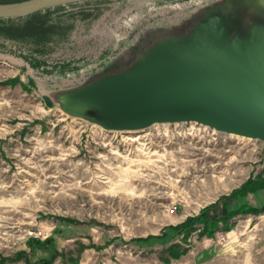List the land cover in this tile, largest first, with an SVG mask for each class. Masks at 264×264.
I'll use <instances>...</instances> for the list:
<instances>
[{
    "label": "rangeland",
    "instance_id": "obj_1",
    "mask_svg": "<svg viewBox=\"0 0 264 264\" xmlns=\"http://www.w3.org/2000/svg\"><path fill=\"white\" fill-rule=\"evenodd\" d=\"M211 1L92 0L0 20V262L25 264L11 261L24 251L33 262L56 252L52 264H169L162 250L187 244L167 226L264 173L259 140L194 123L109 131L55 107L59 91L93 82L141 34ZM232 221L229 237L214 236L234 248L224 264H264V217ZM40 231L48 243L35 242ZM160 236L165 245L146 249Z\"/></svg>",
    "mask_w": 264,
    "mask_h": 264
},
{
    "label": "water",
    "instance_id": "obj_2",
    "mask_svg": "<svg viewBox=\"0 0 264 264\" xmlns=\"http://www.w3.org/2000/svg\"><path fill=\"white\" fill-rule=\"evenodd\" d=\"M85 1L0 3V20ZM190 12L141 34L93 82L59 91L55 107L109 131L194 123L264 143V0H212Z\"/></svg>",
    "mask_w": 264,
    "mask_h": 264
},
{
    "label": "trees",
    "instance_id": "obj_3",
    "mask_svg": "<svg viewBox=\"0 0 264 264\" xmlns=\"http://www.w3.org/2000/svg\"><path fill=\"white\" fill-rule=\"evenodd\" d=\"M42 18H38L36 22L41 20ZM46 17L42 19V25L45 24ZM37 24V23H35ZM40 31V30H39ZM39 31L34 32V36L40 37L42 34ZM43 32V29L41 30ZM32 61L31 65L34 67H39V61H36L35 58L30 59ZM14 80H9V82H13ZM264 191V173H257L255 175L250 174V176L244 180L238 187L233 188L229 194L221 195L216 201L213 203L207 204L200 208L197 214H193L185 217V219L178 224L169 225L167 229L172 233L173 236H181L182 243L187 244L184 247L181 243L171 242L162 250L161 259L164 262H170V259H178L183 254H185L189 248H191V243L187 242L188 238L192 235V233H196L197 239L202 238H212L215 236L217 231L227 232L233 228L234 222L232 221L234 217L237 215H245V214H254L258 215L260 213H264V197H262L261 206L256 207V205H252L248 203V201H240V199H247L249 194H258ZM223 202V206L225 208V212L219 216H213L210 214V210L217 206L218 202ZM234 204V205H233ZM229 205H233L229 208ZM163 235V234H162ZM165 236V235H163ZM161 237V236H160ZM36 238V237H35ZM147 238H150L148 236ZM152 238V237H151ZM139 240V239H136ZM134 240V241H136ZM50 241V237H46L45 239H37L35 242L37 244L48 243ZM166 252V255H163ZM58 256V253H54L48 259H39L35 262L30 261L27 258V254L24 251H20L16 254V258L11 261L23 260L25 264H52L53 261ZM6 259H1L0 264H4ZM67 264H78V262H68Z\"/></svg>",
    "mask_w": 264,
    "mask_h": 264
},
{
    "label": "crops",
    "instance_id": "obj_4",
    "mask_svg": "<svg viewBox=\"0 0 264 264\" xmlns=\"http://www.w3.org/2000/svg\"><path fill=\"white\" fill-rule=\"evenodd\" d=\"M262 197H264V191H262L261 193H258V194H254V195L249 194L247 199L246 198L240 199V201H246L247 200L248 203H250L252 205L255 204L256 201H258L259 206H261ZM233 205H229L228 207L231 208ZM259 206H257V204H256V207H259ZM224 212H225V208L223 206V202H221V201L218 202L217 206H215L214 208H212L210 210V214L213 216H219V215L223 214ZM197 213L198 212H196L195 214H197ZM191 215H193V214H191ZM187 216H190V215L183 216V218L178 220L176 223L183 221L185 219V217H187ZM237 216L247 217L248 220H250L252 218L262 219L264 217V213H260L258 215L245 214V215H237ZM261 226L262 225H260V227ZM234 227H236V226L234 225ZM252 230H257V229L253 226ZM229 232L230 231L227 232L228 237H229V234L231 232H233V230H231L230 233ZM209 242H213V243L210 244ZM130 244H131L130 245L131 247L138 250V248H139L138 242H137V245H135V243H133V242ZM151 244H153L155 246H151ZM165 244H166V241L163 240V237L156 238V239H148V241L146 242V245L148 247H146V249L156 248L157 245L163 246ZM229 250H234V248L231 245H229V246L225 245L222 248H220L219 245H216V243L214 242V237L205 238V239L202 238V239H198V240L196 239V242H194L192 244L191 248H189L185 254H183L178 259H173L174 261L170 262L169 264H224L226 262V259L232 258V255H235L234 251H229ZM263 251H264V247H260L259 252H263ZM222 252H226V254L228 256L221 255ZM249 254H251V253L249 252ZM232 260H234V258H232ZM244 264H247V263H244ZM248 264H262V263L257 261V260H250V262Z\"/></svg>",
    "mask_w": 264,
    "mask_h": 264
},
{
    "label": "built area",
    "instance_id": "obj_5",
    "mask_svg": "<svg viewBox=\"0 0 264 264\" xmlns=\"http://www.w3.org/2000/svg\"><path fill=\"white\" fill-rule=\"evenodd\" d=\"M204 128H205V127H204ZM210 131L213 132V133H216V132H214V131H212V130H210ZM174 210H175L174 207L171 208V209H169V211H170L171 213H173ZM37 236H40L41 238L45 239V238L48 236V234H47V233H44V232H42V231H40V232L38 233ZM218 238H219L218 241H219L220 243L225 241V237H224L223 235H219Z\"/></svg>",
    "mask_w": 264,
    "mask_h": 264
},
{
    "label": "flooded vegetation",
    "instance_id": "obj_6",
    "mask_svg": "<svg viewBox=\"0 0 264 264\" xmlns=\"http://www.w3.org/2000/svg\"><path fill=\"white\" fill-rule=\"evenodd\" d=\"M56 8H58V7H56ZM55 9V8H54ZM50 10H52V9H50ZM42 20V19H41ZM45 20V24L44 25H42V29H43V32H41V30L39 31V33H41L42 34V36L46 33L44 30L47 28V26H48V24H47V20L46 19H44ZM37 23V22H36ZM39 38V37H38Z\"/></svg>",
    "mask_w": 264,
    "mask_h": 264
}]
</instances>
